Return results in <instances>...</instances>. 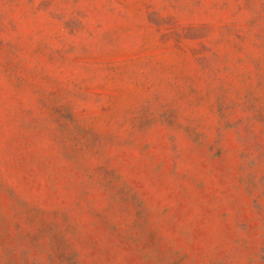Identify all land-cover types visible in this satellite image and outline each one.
<instances>
[{
  "label": "rangeland",
  "instance_id": "374dc122",
  "mask_svg": "<svg viewBox=\"0 0 264 264\" xmlns=\"http://www.w3.org/2000/svg\"><path fill=\"white\" fill-rule=\"evenodd\" d=\"M0 264H264V0H0Z\"/></svg>",
  "mask_w": 264,
  "mask_h": 264
}]
</instances>
